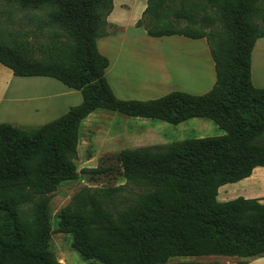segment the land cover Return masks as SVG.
<instances>
[{
  "label": "trees",
  "instance_id": "obj_1",
  "mask_svg": "<svg viewBox=\"0 0 264 264\" xmlns=\"http://www.w3.org/2000/svg\"><path fill=\"white\" fill-rule=\"evenodd\" d=\"M3 1L28 14L44 39L0 34V64L15 77L55 79L83 100L36 128L0 124V264H61L50 248V203L77 178L81 123L99 109L172 125L206 118L225 134L122 150L126 183L86 187L60 212L74 250L102 264L264 258V199H217L222 186L264 169V88L251 72L264 0H147L137 27L153 38L205 39L216 77L203 95L149 101L118 99L106 78L97 41L111 35L113 0Z\"/></svg>",
  "mask_w": 264,
  "mask_h": 264
},
{
  "label": "rangeland",
  "instance_id": "obj_2",
  "mask_svg": "<svg viewBox=\"0 0 264 264\" xmlns=\"http://www.w3.org/2000/svg\"><path fill=\"white\" fill-rule=\"evenodd\" d=\"M145 1L147 3V0H125L126 8L121 15H125L126 20L129 21L138 17L142 18L139 13ZM117 5H120L119 0H117ZM137 28L139 29L130 28L128 31L116 35L123 37L122 39L127 40L129 43L140 41L139 38L143 39L142 33L144 30L140 27ZM34 29H36V24L31 21L28 14L0 0V34L4 38H18L29 41L44 39L43 37L36 39L31 31ZM206 30L208 31V29ZM115 31L116 29H112L110 32L112 34L116 33ZM157 40L159 43L154 44L151 48L136 46L137 51H135L136 55L134 56L130 51L131 55L125 67L144 68L143 65H146L148 68L154 57L163 58L165 55L172 61H176L177 58H184V62L188 65L186 71L192 65L201 67L205 62L204 42L210 57L209 47L205 40L203 42L181 39L182 41H178L180 43H173V41L167 39ZM210 59L212 60L211 57ZM161 61L166 64L168 62L167 59ZM169 75L176 78V73ZM177 83L174 79V82L168 86L153 89V93L159 95H152L147 100L138 101L155 100L179 91L174 90L178 85ZM65 90H68V88L56 80L15 77L10 69L0 64V124L6 123L30 129L58 119L67 113L71 107L81 104L77 105L74 104L75 102H71L74 101L75 96L82 98L80 92L75 91L78 95H74V97L65 101ZM21 92L28 94L22 96L20 95ZM63 95L64 97H61ZM54 96L60 98L57 99ZM53 102L57 103L52 105ZM60 103H63V105L60 106ZM110 115L118 119L114 120L113 117L110 118ZM96 116L101 117L94 119L95 124H91L93 121L86 124L82 131L78 149L79 155L76 161L79 172L77 178L61 183L53 194L50 203V227L52 232L50 248L61 264H102L96 260H86L74 250L72 246L73 235L62 230L59 216L61 210L70 203L72 197L86 187L110 188L126 183L120 161L117 158L118 152L127 148L162 146L188 138H209L225 134L215 123L204 119H191L179 125H172L161 121L126 117L107 111H97ZM114 121L116 124H112ZM102 150H110L111 153L102 156L103 154H99ZM96 166L98 169H94ZM222 188H220L218 195L221 202H228L238 197L264 199V169H256L250 178L238 183L227 184ZM167 264H264V258L243 260L226 257H177L170 259Z\"/></svg>",
  "mask_w": 264,
  "mask_h": 264
},
{
  "label": "crops",
  "instance_id": "obj_3",
  "mask_svg": "<svg viewBox=\"0 0 264 264\" xmlns=\"http://www.w3.org/2000/svg\"><path fill=\"white\" fill-rule=\"evenodd\" d=\"M119 3L120 5H117V0H113L114 8H113L112 13L108 17L109 31H111L112 29H116L115 31L116 33H112L110 36L101 38L97 41L99 52L109 59V66L106 69V78L111 86L113 93L118 99L120 100H147L152 95L154 96L159 95L157 93H153L154 92L153 89L159 88V87L163 88L165 86H168L169 84L174 82V79L176 80V82H178L177 83L178 85L176 88H174V90H179V91L187 92V93L194 94V95L204 94L213 88L215 84V80H216L214 62L213 60L210 59L211 55L210 57L208 56L207 46H206V43L204 42L205 39L193 40V39H189L183 36H169V37H163V38H153V37L148 36L145 33V31H143L142 33L143 39L139 38L140 41H133L129 43L127 40L122 39L123 37H120L119 35L123 31H128L130 28L139 29L137 28V22L140 20L141 17L135 18L132 21L126 20V16L121 15V13H124V9L126 8V4H124L125 0H119ZM143 3L144 5L139 13V16L143 15V12L147 7L146 1ZM116 34H119V35H116ZM157 39H167L169 41H173V43H180L178 41H182L181 39H189L193 41H203L204 42L203 51L205 53V62H203V66L201 65L200 67L198 65L194 67L192 65L191 68L188 71H186L188 69V65L186 62H184L185 61L184 58H180V59L177 58L176 61H172V59L171 60L168 59L167 56L165 55L166 58L165 56L163 58L154 57L153 58L154 60L152 59V62L150 61L151 64L148 66V68L146 67V65H143L144 63L138 64V65H143L144 68L135 67V66L125 67V64L129 60V56L131 55V53H133V56L136 55L135 53V51H137V49L135 48L136 46H145V47L151 48V46H153L154 44L159 43ZM171 39H176V40H171ZM189 40H184V41H189ZM162 59H167L168 60L167 64L165 62L163 63L161 61ZM157 60H159V62H157ZM182 71H186V72H182ZM251 72H252L253 85L257 88H264V38L259 39L256 42L255 47L253 49ZM171 73H176V78L173 76L171 77L169 75ZM21 78H24V77H21ZM28 78H47L48 80L52 79L48 77H28ZM52 80H55V79H52ZM65 91H66V94L64 93V95H66V98L64 99L65 101L74 97V95H78L75 92L76 90H73L70 88H68V90H65ZM26 94L28 93L21 92L20 95L24 96ZM64 95L61 97H64ZM56 98L59 99L60 97L57 96ZM73 99L74 101H71V102H75L74 104H77V105L82 103V100H83L82 98L80 99L76 96ZM56 103L57 102H53L52 105ZM62 105L63 103H60V106ZM97 111H106V110H101V109L96 110L93 113H91L85 120L82 121L81 128L79 131V143H80V139H81L84 126L86 124H89V122H92V121L93 122L91 124H93L94 119L96 117H101V116H96ZM107 112H111V111H107ZM113 113H117V112H113ZM106 115H109V114H106ZM111 117L113 116L110 115V118ZM131 118H135V117H131ZM113 119L116 120L118 118L113 117ZM142 119H146V118H142ZM193 119H202V120L204 119V120L212 121L206 118H193ZM149 120H152V119H149ZM155 121H159V120H155ZM112 124H116V122L114 121V123ZM124 129L126 128L124 127ZM188 139H185V140H188ZM193 139H199V138H193ZM181 141H184V140H181ZM78 149H79V145H78ZM127 149H132V148H127ZM120 152H118L117 154H119ZM108 153H111V151L102 150L99 152V154H103L102 156H105ZM76 167L78 170L77 165ZM94 169H98V167L96 166V168Z\"/></svg>",
  "mask_w": 264,
  "mask_h": 264
},
{
  "label": "bare ground",
  "instance_id": "obj_4",
  "mask_svg": "<svg viewBox=\"0 0 264 264\" xmlns=\"http://www.w3.org/2000/svg\"><path fill=\"white\" fill-rule=\"evenodd\" d=\"M151 81V80H150Z\"/></svg>",
  "mask_w": 264,
  "mask_h": 264
}]
</instances>
